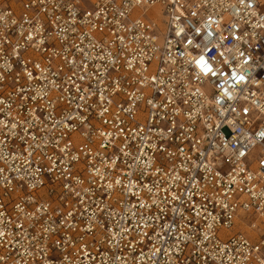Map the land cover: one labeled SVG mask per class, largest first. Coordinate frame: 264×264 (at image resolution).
<instances>
[{
  "label": "built area",
  "instance_id": "1",
  "mask_svg": "<svg viewBox=\"0 0 264 264\" xmlns=\"http://www.w3.org/2000/svg\"><path fill=\"white\" fill-rule=\"evenodd\" d=\"M0 264H264V0H0Z\"/></svg>",
  "mask_w": 264,
  "mask_h": 264
},
{
  "label": "snow or ice",
  "instance_id": "2",
  "mask_svg": "<svg viewBox=\"0 0 264 264\" xmlns=\"http://www.w3.org/2000/svg\"><path fill=\"white\" fill-rule=\"evenodd\" d=\"M201 66L204 68L205 71L209 70V69L206 68V66L204 65L203 61L201 62Z\"/></svg>",
  "mask_w": 264,
  "mask_h": 264
}]
</instances>
